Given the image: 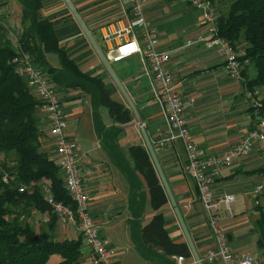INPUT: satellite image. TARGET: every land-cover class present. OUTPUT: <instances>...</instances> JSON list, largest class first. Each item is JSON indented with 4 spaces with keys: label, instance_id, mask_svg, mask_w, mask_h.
I'll return each mask as SVG.
<instances>
[{
    "label": "crops",
    "instance_id": "1",
    "mask_svg": "<svg viewBox=\"0 0 264 264\" xmlns=\"http://www.w3.org/2000/svg\"><path fill=\"white\" fill-rule=\"evenodd\" d=\"M69 1L103 55L118 45V42L113 40L105 42L104 31L108 26L113 29L114 24H118L120 28L127 25L129 0ZM40 3L39 19L53 24L55 36L70 59L85 74L98 75L110 97L117 94L124 98L118 86L111 80L108 85L105 83L102 76L105 68L65 2L40 0ZM213 8L217 17H220L227 11L228 3L219 0L213 4ZM144 14L150 26L157 32L158 50L170 55L166 69L170 72L174 86L185 104V115L193 142L212 156L229 151L254 126L245 97L246 83L255 77L254 70L248 65L241 82L230 80L216 50L206 49L202 45L186 47L187 39L205 34L201 12L188 4L178 0H147ZM21 18V8L16 0H0V26L5 27L7 38L11 43L16 42V45L23 31ZM236 50H244V44H239ZM121 62H125V66L128 65L129 68L132 67V70L124 72V67L111 69L133 103L140 124L144 125L143 129L154 150L158 138L166 131L161 108L145 81H133V76L140 71L138 58L133 57ZM136 64L138 67H133ZM258 90L260 97L264 98V87ZM57 91L68 121L66 134L78 142L79 165L85 191L90 199L91 215L99 226L101 236L110 241L113 257L119 264H158L144 260L131 243L128 225L131 218L128 211L129 185L125 176L110 162L95 134L90 98L77 89ZM120 103L130 110L126 100ZM102 109H99V113L103 124L110 127L112 122L108 113L103 115ZM37 118L39 124H46V113L41 107L37 109ZM120 129L117 142L123 155L132 165L128 148L140 145L146 149L141 128L133 115V120L120 126ZM154 152L193 247L202 260L214 249V241L207 228L205 212L197 191L184 170L183 148L177 143ZM263 169L261 153L255 149L245 159H236L226 167L212 186L216 199L219 200L225 195L234 197L230 204L231 215L227 214L223 205L220 206L221 229L228 238L232 253L236 257L250 255L260 264H264V244H258L256 223L260 217L259 211L264 213V190L255 195L254 188L264 176L261 172ZM143 187L146 191L144 183ZM161 213L165 221V231L171 241L188 247L168 198ZM39 214L30 222L36 231H47V224L43 221L46 213ZM153 214L146 191L142 226L150 221ZM51 236L55 241H61L74 240L78 234L71 227L57 224ZM82 252L86 255V264H91L90 254L85 246ZM190 255V258H184V264H195L191 252ZM177 258L169 257L165 264H177Z\"/></svg>",
    "mask_w": 264,
    "mask_h": 264
},
{
    "label": "trees",
    "instance_id": "2",
    "mask_svg": "<svg viewBox=\"0 0 264 264\" xmlns=\"http://www.w3.org/2000/svg\"><path fill=\"white\" fill-rule=\"evenodd\" d=\"M16 1L21 8L23 27L18 47L47 70L56 89H77L91 100L95 134L110 162L125 176L129 185L128 211L131 218L128 225L134 248L144 260L158 264H165L169 257L190 258L188 247L171 241L165 231L161 209L167 204V196L147 150L140 145L130 146V165L118 145L120 126L133 120L131 111L107 94L98 75L85 74L70 59L55 36L53 24L39 19L40 0ZM209 1L215 4L219 0ZM223 1L228 3V8L224 15L218 17L219 35L235 50L239 44H244L242 60H247L255 72V77L247 81L246 87L249 90L264 87V0ZM49 54L57 57L58 68L48 66L46 55ZM16 56L17 46L10 42L0 26V156L6 158L0 162V264H47L53 256L60 259L56 264H79L82 237L55 241L51 236L57 219L44 199L42 186L47 185L54 201L71 208L74 204L64 188L59 167L45 148L48 137L39 131L37 118L41 104L25 80L16 73ZM262 104L264 114V98ZM100 108L107 111L112 122L110 127L103 124ZM261 172L264 173V169ZM5 174L13 177L9 184L1 181ZM143 183L154 211L144 226L141 223L146 202ZM21 186L26 187L23 193L18 192ZM30 208L50 215L47 231L38 232L30 221L12 218L15 209L27 211ZM259 212L256 227L261 246L264 244V213L262 210Z\"/></svg>",
    "mask_w": 264,
    "mask_h": 264
},
{
    "label": "built area",
    "instance_id": "3",
    "mask_svg": "<svg viewBox=\"0 0 264 264\" xmlns=\"http://www.w3.org/2000/svg\"><path fill=\"white\" fill-rule=\"evenodd\" d=\"M188 4L201 12L204 35H198L186 40L185 46L202 45L206 49L216 50L222 58L226 76L233 81L243 80V70L249 65L243 61L244 50H235L228 41L219 35L217 15L213 4L209 0H178ZM147 0H129V18L123 28L114 24L105 28L103 40L117 41L118 45L105 55L106 61L118 63L126 59L137 57L140 71L133 76L134 82L145 81L154 100L160 106L166 131L155 143L154 151H161L168 146L180 144L185 155L184 170L192 180L197 191L198 199L205 212L207 228L214 241L212 249L201 264H260L250 255L236 257L232 251L227 236L221 229V205L228 215H231L230 204L234 201L231 195L216 199L212 186L223 170L236 159H245L257 149L264 162V114L262 113V98L257 88H245V97L252 113L254 126L229 151L212 156L195 145L188 129L185 115V104L181 100L166 69L170 61L167 52L158 50V35L150 26L144 14ZM17 56L14 58L16 73L27 83L32 94L39 100L41 108L46 113V124L41 131L48 137V147L52 153L50 157L59 167L64 188L74 208L54 201L47 185H43L41 192L52 214L56 216L57 224L74 229L82 237L83 245L88 249L91 264H119L113 257L111 243L100 234L90 212V199L85 191L79 165L80 152L73 139L67 136L68 121L60 104L58 91L45 70L36 64L29 54L23 52L17 43ZM140 128L144 125L139 124ZM13 177L5 174L1 177L4 184H9ZM25 187L18 189L24 192ZM264 190V176L255 186L254 194L259 195ZM257 203V202H256ZM50 217H45L48 223ZM177 264H184V258L178 257Z\"/></svg>",
    "mask_w": 264,
    "mask_h": 264
},
{
    "label": "water",
    "instance_id": "4",
    "mask_svg": "<svg viewBox=\"0 0 264 264\" xmlns=\"http://www.w3.org/2000/svg\"><path fill=\"white\" fill-rule=\"evenodd\" d=\"M63 1H64L65 4L67 5L68 9L70 10L71 14L73 15V17H74V19L76 20V22L78 23V25L80 26V28H81V30L83 31L84 35H85L86 38L88 39L90 45L92 46L93 50L95 51V53H96L97 56L99 57L101 63H102L103 66H104V68L108 71V73H109L110 76L112 77L113 81L115 82V84L118 86V88H119L120 91L122 92V94H123V96H124V98H125L127 104L129 105V108H130L131 112H132L133 115H134V118H135L136 122H137L138 124H140V119H139V117H138V115H137V111H136V109H135L133 103L130 101V99L128 98V96H127L126 93L124 92V90H123L122 86L120 85L118 79H117L116 76L114 75V73H113V71H112V69H111L109 63L106 61L104 55L102 54V52H101L100 49L98 48L97 44H96V43L94 42V40L92 39L90 33L88 32L87 28H86L85 25L83 24V22H82V20L80 19L79 15H78L77 12L75 11V9L73 8V6L71 5V3H70L69 0H63ZM141 135H142L143 140H144V142H145L146 150H147V152H148V154H149V156H150V159H151V161H152V163H153V166H154V168H155V170H156V173H157V175H158V177H159V179H160L161 185H162V187H163V189H164V191H165V193H166V196H167V198H168L170 204H171L172 207H173V210H174V212H175V215H176V217H177V220H178V222H179V225H180V227H181V229H182V231H183L184 237H185V239H186V242H187L188 248L190 249V252H191V254H192V257L194 258L195 264H201L200 259H199L198 255H197V253H196V251H195V249H194V247H193V244H192V242H191V239H190L189 233H188V231H187V229H186V227H185V225H184V223H183V220H182V218H181V215H180V213H179V211H178V209H177V207H176V205H175V203H174V201H173V197H172L171 192H170V190H169V187H168V185H167V183H166V181H165V178H164V176H163V173H162L161 168H160V166H159V163H158V161H157V157H156V155H155V152H154V150H153V148H152V145H151V143H150V141H149V139H148V137H147V135H146V133H145V131H144L143 128H141Z\"/></svg>",
    "mask_w": 264,
    "mask_h": 264
},
{
    "label": "rangeland",
    "instance_id": "5",
    "mask_svg": "<svg viewBox=\"0 0 264 264\" xmlns=\"http://www.w3.org/2000/svg\"><path fill=\"white\" fill-rule=\"evenodd\" d=\"M217 22H218V17H217ZM2 27V26H1ZM21 27H22V18H21ZM204 27V26H203ZM4 30H5V32H6V36H7V31H6V29H5V27L3 26L2 27ZM23 28V27H22ZM14 43H15V45H14ZM14 43H12L14 46H16V42H14ZM47 60L46 61H48V66L50 67V68H53V69H56V68H54V66H57L58 67V59H57V57L55 56V55H52V54H49V55H47V58H46ZM49 63H51V65L49 64ZM125 62L123 63V62H121V64H112V65H110L111 66V68L113 67L114 69H116V68H122V67H124V72L125 71H127L128 72V70H132V67H128V65L127 66H125ZM133 67H135V68H137L138 67V65L136 64L135 66H133ZM43 68V67H42ZM129 68V69H128ZM44 69V68H43ZM45 70V69H44ZM45 72L48 74V72H47V70H45ZM104 73H103V75L102 76H104V81H105V83L108 85L109 83H110V80L115 84V82L113 81V79H112V77L110 76V74L108 73V71L105 69V71H103ZM49 75V74H48ZM50 77V76H49ZM51 79V78H50ZM54 85V84H53ZM55 86V85H54ZM56 88V87H55ZM59 92V91H58ZM81 93V92H80ZM79 93V94H80ZM59 94V93H58ZM62 94H60V96H61ZM83 97H85V96H83ZM83 97H81V98H83ZM111 98L113 99V100H115V101H118V102H120V101H125L124 100V98L122 97V96H118L117 94H114L113 95V97L111 96ZM102 113H103V115L105 116V115H107V111L105 110V109H102ZM108 119V118H107ZM108 121H109V119H108ZM39 125V131L40 132H42L41 131V128L43 127V125H41V124H38ZM69 130H70V127H69ZM42 134L44 135V132H42ZM75 143L78 145V142L77 141H75ZM45 148L48 150V155H49V157H52L53 155H52V153H51V151H50V148L48 147V144H46V146H45ZM6 160V158H3V156H0V162H2V161H5ZM8 164H9V166H11L12 164L11 163H9V161L7 162ZM25 187V186H24ZM26 190V187H25V189H24V191ZM37 215H40L38 212H36L35 210H33V209H28L27 211L26 210H20V209H15V212H14V214H13V216H12V218H14V217H18L19 218V220H21V221H25V220H28V221H30V220H32V219H34ZM50 217V215L49 214H46V217ZM44 218H45V215H44V217H43V221H44ZM41 220H42V217H41ZM50 222V221H49ZM49 222L48 223H46L47 224V227H48V225H49ZM31 223V222H30ZM45 223V222H44ZM33 226V225H32ZM56 227H57V224H56ZM59 238H63V237H59ZM61 240H63V239H61ZM83 247H84V245L82 246V249H83ZM82 253V258H81V260H80V262H79V264H86V255H83V252H81ZM90 254V253H89ZM60 259H59V257L58 256H53V257H51V259L48 261V263L47 264H56L58 261H59Z\"/></svg>",
    "mask_w": 264,
    "mask_h": 264
}]
</instances>
